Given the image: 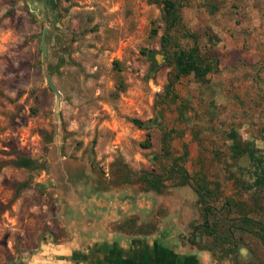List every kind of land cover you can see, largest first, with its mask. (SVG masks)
Returning a JSON list of instances; mask_svg holds the SVG:
<instances>
[{"label": "rangeland", "instance_id": "rangeland-1", "mask_svg": "<svg viewBox=\"0 0 264 264\" xmlns=\"http://www.w3.org/2000/svg\"><path fill=\"white\" fill-rule=\"evenodd\" d=\"M184 4L173 36L188 48L193 40L186 33L194 34L204 51L207 34L214 35L219 72L204 81L180 79L174 85L178 100L164 105L159 95L173 48L162 49L161 0H0V264H50L44 249L74 240L69 222L94 194L110 189L114 163L122 161L135 173L160 172L182 155L183 145L185 171L219 185L218 199L210 203L219 228L227 227L221 220L227 200L264 223V185L242 187L239 180L254 178L240 172L245 164L229 150L234 132L264 151V0ZM46 26L58 116L42 73ZM147 133L151 147L144 149ZM164 134L171 139L169 157L162 152ZM16 153L44 169L7 164ZM166 184L162 194L141 191L138 184L112 189L140 197L131 232L142 225H154L156 232L170 227L177 251L200 254L207 264H264V248L252 234L230 227L237 250L227 251L202 232L203 206L192 188ZM237 217L233 208L228 219Z\"/></svg>", "mask_w": 264, "mask_h": 264}, {"label": "trees", "instance_id": "trees-1", "mask_svg": "<svg viewBox=\"0 0 264 264\" xmlns=\"http://www.w3.org/2000/svg\"><path fill=\"white\" fill-rule=\"evenodd\" d=\"M54 3V0H50ZM187 0H161L162 3V21L164 23V33L161 36L162 49L173 48L172 55L169 56V65L171 72L167 79L166 85L163 87V92L159 96L161 97V103L164 105L174 104L178 97L174 92V85L182 78L193 76L198 81H204L208 75L217 74L219 72L220 61L217 54L212 50L215 46L214 39L216 37L211 34H207L209 45H206L205 50L202 51L201 46L198 43L196 35L186 33L188 37L193 40L192 46L184 48L180 45L178 40L173 36L175 29L181 27V10L185 6L184 2ZM156 34V31H153ZM118 65L117 62H115ZM133 125L138 128H143L145 123L138 119L130 120ZM150 134H146V139L140 143V146L144 149L151 147ZM168 134H164L162 138V152L165 157L170 156ZM230 154L231 158L235 162H243L241 168L242 174H248L254 178L253 181L239 180L242 187L249 189L253 187H260L264 185V151L260 150L250 141H243L236 133H230ZM188 157L187 146L183 145V153L180 157L171 158V163L166 169H160V172L140 170L138 172H132L127 168L122 161L114 163L111 167V182L110 187H119L123 185L138 184L139 189L144 192H155L162 194L167 189V182H173L174 186H190L198 201L202 204L204 222L202 226V232L208 236L218 240V244L222 247L227 246V251L235 252L237 250V243L232 236L231 228L240 230L245 233L252 234L264 248V223L259 220H255L249 217L247 209L244 206L240 208L232 200H227L222 207L224 213L221 220L226 228H219L218 217L215 212V207L210 203L218 199L219 185L214 183L213 187L210 182L207 181L205 176L189 175L182 167L186 158ZM7 164H10L16 168H24L27 170H43V163H39L37 160L30 157L15 154V157L11 159ZM108 189V188H107ZM105 189V190H107ZM248 189V190H249ZM104 191V189H102ZM259 191V190H258ZM239 211V217L236 219H228V215L232 209ZM155 226L149 225L148 229H144V226L136 234L147 235L154 231ZM192 244H195L194 239L190 240ZM203 247H199V250ZM9 264H23L22 261L11 262Z\"/></svg>", "mask_w": 264, "mask_h": 264}, {"label": "water", "instance_id": "water-1", "mask_svg": "<svg viewBox=\"0 0 264 264\" xmlns=\"http://www.w3.org/2000/svg\"><path fill=\"white\" fill-rule=\"evenodd\" d=\"M45 19L48 21L47 16ZM48 27H44L40 40V52L43 77L49 89L55 95V115L59 114L60 93L53 82L47 67L46 36ZM85 238L76 239L75 246H56L50 242L46 260L50 264H205V257L195 254H179L175 250H165L153 246L143 238H135L131 247L120 248L111 244L86 242ZM101 242V241H100Z\"/></svg>", "mask_w": 264, "mask_h": 264}, {"label": "crops", "instance_id": "crops-1", "mask_svg": "<svg viewBox=\"0 0 264 264\" xmlns=\"http://www.w3.org/2000/svg\"><path fill=\"white\" fill-rule=\"evenodd\" d=\"M121 187H110V189L106 193H102V195H96L94 194L92 196L91 202L88 206H85L83 208L82 214H76L73 220H71L68 224V227L71 231H73V235L75 236L69 245L67 246H75L74 241L76 239H83L85 238L88 242L98 243L100 241H103L104 244H111L112 246L120 247L123 249H127L131 247L132 241L135 238H143L141 236H134L131 234L123 233L121 235L114 234L111 230V226H109L108 222L112 221H118L125 216H131L136 214V210L142 208V202L140 200V197H134L132 200L131 198H128V193L125 191H112V189H119ZM85 218L88 216L91 221L86 222L85 220H82L81 218ZM63 218V216H61ZM170 227H164L161 228L160 234L153 237L154 240H147L149 244L155 245L158 247H163L165 250H175V252L179 254H184L179 251H177V248H175V244H169V248L164 247L162 244L158 243L157 241L159 239L164 238V235L168 232ZM107 230L109 233H107ZM90 231V232H89ZM102 234H104L105 239L102 238ZM107 234V235H106ZM106 235V236H105ZM197 257L199 256L201 258L202 255L195 254Z\"/></svg>", "mask_w": 264, "mask_h": 264}, {"label": "flooded vegetation", "instance_id": "flooded-vegetation-1", "mask_svg": "<svg viewBox=\"0 0 264 264\" xmlns=\"http://www.w3.org/2000/svg\"><path fill=\"white\" fill-rule=\"evenodd\" d=\"M127 197L133 199L135 196H127ZM136 211H137L136 214H138V211H140V209H137ZM135 215H131V216H127V217L125 216L124 218H122V219H120L118 221L112 222V224L114 226H115V224L117 225V228H111L110 231H112L117 236L125 233L126 231H129V234H131V235L141 236V237H144L147 240H154L153 237L156 236V235H158V234H160V233L156 232V229H154V231L152 233L147 234V235H139V234H136V231H138V229L142 228L143 226H144V229H148V227L146 225H142L141 227L139 226L136 229V231L131 232V229L134 228V226H135V217H134ZM87 218L90 219L88 216H87ZM121 221H122V223H120ZM108 223H111V222L109 221ZM125 225L129 228V230H126L127 228H125ZM107 232H108V230H107ZM170 232L171 231L169 229L168 232L164 235V238L159 239L157 242L160 243V244H162L164 247L169 248L168 247L169 244H170V242H169L170 240L169 239H170V236H171L170 235ZM102 236H104V234H102ZM99 243H104V242L101 241ZM205 264H207L206 261H205ZM218 264H221V263L219 262Z\"/></svg>", "mask_w": 264, "mask_h": 264}]
</instances>
